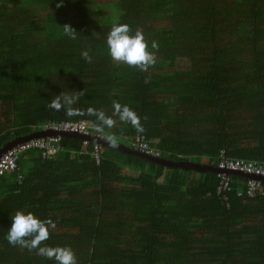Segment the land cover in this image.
<instances>
[{"label":"trees","instance_id":"trees-1","mask_svg":"<svg viewBox=\"0 0 264 264\" xmlns=\"http://www.w3.org/2000/svg\"><path fill=\"white\" fill-rule=\"evenodd\" d=\"M58 3L0 0V149L50 123L99 124L93 108L116 120L101 131L109 142L127 146L142 133L172 162L216 168L224 151L264 164V0ZM114 23L144 34L151 65L110 57ZM60 93L76 98L56 111L48 101ZM113 101L137 113L142 131L116 118ZM59 144L48 160L20 153L17 169L0 177V264H56L8 243L17 210L55 222L41 243L70 247L77 264H264V195H238L244 177L229 175L224 203L216 173L104 146L96 164L93 141L86 153L80 138Z\"/></svg>","mask_w":264,"mask_h":264},{"label":"clouds","instance_id":"clouds-1","mask_svg":"<svg viewBox=\"0 0 264 264\" xmlns=\"http://www.w3.org/2000/svg\"><path fill=\"white\" fill-rule=\"evenodd\" d=\"M62 2L63 0H61V3ZM61 3H58L56 6L60 7ZM60 28L68 37L72 39L76 38L77 32L69 25L65 24ZM105 42L110 57L115 61L134 65L141 69L154 62L153 53L148 50V42L145 40L144 34L139 30L133 33L127 24L114 23L106 35ZM156 47L157 44L153 41L151 43V48L155 49ZM81 55L85 60H91L88 52H82ZM68 92L70 93L72 91ZM77 93L83 94L82 92ZM52 97L53 99L48 101L49 107L56 111L64 108L66 104H71L76 98L70 97L67 94L62 95V93ZM112 107L114 115L120 122H127L137 128L138 131H142V128L139 126V116L127 104L122 105L117 101H113ZM88 111L90 114L95 115L96 120L99 121V124L94 125L97 132L102 131L105 127L112 128L116 123V120H114L112 116L106 115L101 110L89 108ZM108 139L114 143L113 137L109 136ZM153 158L162 159L161 155ZM229 175L233 174L229 172ZM244 185L245 182L243 187ZM10 218L11 225L7 229L5 237L9 244L27 248L29 251L35 249L38 255L54 260L56 264H77L75 254L70 247H52L41 243L48 239L49 229L55 227V222L50 219H41L34 213L30 211L25 212L23 210L15 211L14 215L10 216Z\"/></svg>","mask_w":264,"mask_h":264},{"label":"built area","instance_id":"built-area-1","mask_svg":"<svg viewBox=\"0 0 264 264\" xmlns=\"http://www.w3.org/2000/svg\"><path fill=\"white\" fill-rule=\"evenodd\" d=\"M40 131H52L56 135L41 137L38 139H31L24 141L0 155V177L6 174L12 173L17 169V159L20 153L26 152L30 149L39 150L42 159H51L55 154L60 151V133H74L85 137L82 140L81 151L86 153L87 146L93 139V145L91 147V153L89 154L93 161L98 164L103 158V148L97 141L104 140V134L100 131L97 132L95 127L84 121L65 122L61 124L50 123L42 127ZM129 148L132 151H136L145 154L150 157H159L160 152L158 149L152 147L145 135L137 133L130 141ZM218 172L216 173L217 186L216 195L218 198L226 203L227 196L226 191L231 185L229 178V172H239L247 175L244 185V191L242 193L248 198H254L256 196L264 195V186L260 178L264 177V164L256 160H245L242 158L227 157L221 152L220 161L216 167ZM228 206V204H226Z\"/></svg>","mask_w":264,"mask_h":264},{"label":"water","instance_id":"water-1","mask_svg":"<svg viewBox=\"0 0 264 264\" xmlns=\"http://www.w3.org/2000/svg\"><path fill=\"white\" fill-rule=\"evenodd\" d=\"M51 135H56V133H53L52 131H41V132H36L33 133L31 135H28L26 137H21V138H16L14 139L11 143H9L8 145H6L5 147H3L2 149H0V155L2 153H4L5 151H7L8 149L24 142V141H28L31 139H38L41 137H46V136H51ZM61 136H74L80 139H85L84 136L79 135V134H74V133H60ZM92 141H96V140H92ZM99 143H101L102 146L107 147L111 150H114L116 152H121V153H126V154H131V155H135L138 157H141L149 162L152 163H157L159 165H162L164 167H174V168H182V169H193L196 171H210L212 173H217L218 169L217 168H210V167H205L203 165H198V164H194L191 162H172V161H168V160H164V159H157V158H153L150 156H147L145 154L136 152V151H132L131 149H129L127 146L125 145H121V144H117V143H111L109 141H97ZM233 175H240L242 177L245 178H249L247 175L238 173V172H230ZM263 182H264V177L260 178Z\"/></svg>","mask_w":264,"mask_h":264},{"label":"crops","instance_id":"crops-1","mask_svg":"<svg viewBox=\"0 0 264 264\" xmlns=\"http://www.w3.org/2000/svg\"><path fill=\"white\" fill-rule=\"evenodd\" d=\"M113 139L115 140L114 141V143H117V144H119V140L116 138H114L113 137ZM104 141H106V140H104ZM111 143H113V142H111ZM126 144V143H125ZM126 146V145H125ZM127 146L129 147V142L127 143ZM155 147V146H154ZM156 148V147H155ZM109 149V148H108ZM160 152V151H159ZM160 155H161V152H160ZM147 161V160H146ZM168 161H170V160H168ZM149 162V161H148ZM152 163V162H151ZM157 164V163H156ZM123 173L126 175V176H132V175H134V171L132 172L130 169H128V168H124L123 169ZM135 175H137V172H135ZM161 179L162 178H160L159 179V181L161 182ZM242 185V184H241ZM128 186H129V184H128ZM243 188V185L241 186V189Z\"/></svg>","mask_w":264,"mask_h":264},{"label":"rangeland","instance_id":"rangeland-1","mask_svg":"<svg viewBox=\"0 0 264 264\" xmlns=\"http://www.w3.org/2000/svg\"><path fill=\"white\" fill-rule=\"evenodd\" d=\"M96 1L100 2V3H106L108 0H96ZM178 67L180 70L186 69V67L184 65H182V62H179Z\"/></svg>","mask_w":264,"mask_h":264}]
</instances>
